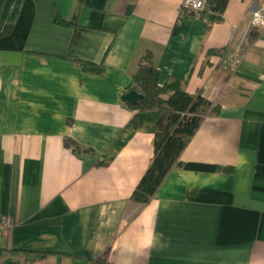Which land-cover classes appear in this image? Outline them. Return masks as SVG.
<instances>
[{"label":"crops","instance_id":"0c3cea01","mask_svg":"<svg viewBox=\"0 0 264 264\" xmlns=\"http://www.w3.org/2000/svg\"><path fill=\"white\" fill-rule=\"evenodd\" d=\"M182 1L0 0V264H264V0ZM147 52L219 104L179 160L222 168L175 165L143 204L157 114L121 96Z\"/></svg>","mask_w":264,"mask_h":264},{"label":"trees","instance_id":"16d2710c","mask_svg":"<svg viewBox=\"0 0 264 264\" xmlns=\"http://www.w3.org/2000/svg\"><path fill=\"white\" fill-rule=\"evenodd\" d=\"M229 0H206L204 9L199 16L210 20H219ZM188 9V8H187ZM192 13L195 14L193 10ZM58 20V19H57ZM58 23H69L59 20ZM7 27L0 31V36L7 32ZM79 32L75 29L72 43L78 39ZM215 50H208L213 53ZM82 68L86 71H102L101 64L80 60ZM160 71L154 64L152 54L147 52L139 59L138 68L132 75L129 89H135L143 94L137 104L126 103L130 108L138 111L155 110L156 127L153 137V157L142 175L140 181L131 194L130 199L139 203H147L164 179L167 172L175 165L187 169L215 171L222 167L208 163L181 162L179 155L190 137L200 126L203 119L219 111V104L205 97L200 90L195 93L188 92L184 85L175 78H168L159 82ZM134 115L130 124H135ZM64 144L77 151L81 145L71 137L64 139ZM88 151V148H83Z\"/></svg>","mask_w":264,"mask_h":264},{"label":"built area","instance_id":"2783aa9c","mask_svg":"<svg viewBox=\"0 0 264 264\" xmlns=\"http://www.w3.org/2000/svg\"><path fill=\"white\" fill-rule=\"evenodd\" d=\"M197 2L202 3V8L195 7ZM183 6L193 10L197 15L204 9L206 0H183ZM259 12L260 15L257 16L256 13ZM253 25H259L262 29V34H264V6L255 7L251 11L250 19L247 23V29ZM12 219L5 214L0 215V234H5L9 231L12 226Z\"/></svg>","mask_w":264,"mask_h":264},{"label":"water","instance_id":"95a60500","mask_svg":"<svg viewBox=\"0 0 264 264\" xmlns=\"http://www.w3.org/2000/svg\"><path fill=\"white\" fill-rule=\"evenodd\" d=\"M121 98L130 104H137L143 98V94L135 89H129L122 94Z\"/></svg>","mask_w":264,"mask_h":264},{"label":"clouds","instance_id":"9594fccd","mask_svg":"<svg viewBox=\"0 0 264 264\" xmlns=\"http://www.w3.org/2000/svg\"><path fill=\"white\" fill-rule=\"evenodd\" d=\"M195 7H197V8H202V3H200V2H197V3L195 4ZM256 15H257V16H259V15H260V13H259V12H257V13H256Z\"/></svg>","mask_w":264,"mask_h":264}]
</instances>
